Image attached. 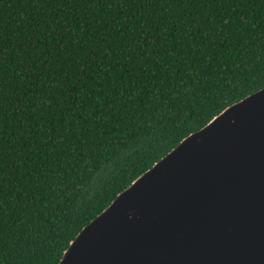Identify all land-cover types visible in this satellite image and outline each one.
Here are the masks:
<instances>
[{
  "label": "trees",
  "instance_id": "obj_1",
  "mask_svg": "<svg viewBox=\"0 0 264 264\" xmlns=\"http://www.w3.org/2000/svg\"><path fill=\"white\" fill-rule=\"evenodd\" d=\"M264 87V0H0V264H56L135 178Z\"/></svg>",
  "mask_w": 264,
  "mask_h": 264
},
{
  "label": "water",
  "instance_id": "obj_2",
  "mask_svg": "<svg viewBox=\"0 0 264 264\" xmlns=\"http://www.w3.org/2000/svg\"><path fill=\"white\" fill-rule=\"evenodd\" d=\"M56 264H264V87L182 138Z\"/></svg>",
  "mask_w": 264,
  "mask_h": 264
}]
</instances>
